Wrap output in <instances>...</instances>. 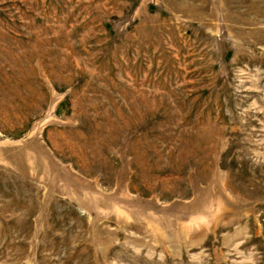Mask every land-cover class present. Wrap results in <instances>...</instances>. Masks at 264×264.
Masks as SVG:
<instances>
[{"label":"rangeland","instance_id":"374dc122","mask_svg":"<svg viewBox=\"0 0 264 264\" xmlns=\"http://www.w3.org/2000/svg\"><path fill=\"white\" fill-rule=\"evenodd\" d=\"M0 264H264V0H0Z\"/></svg>","mask_w":264,"mask_h":264}]
</instances>
